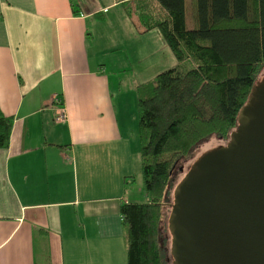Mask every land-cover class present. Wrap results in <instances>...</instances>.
Instances as JSON below:
<instances>
[{
  "label": "crops",
  "instance_id": "0c3cea01",
  "mask_svg": "<svg viewBox=\"0 0 264 264\" xmlns=\"http://www.w3.org/2000/svg\"><path fill=\"white\" fill-rule=\"evenodd\" d=\"M121 6L0 0V109L14 119L0 149V264H127L120 208L141 203L129 190L142 165L138 90L156 76L143 79L145 49L111 62L91 42L104 30L110 54L134 35L129 17L102 24Z\"/></svg>",
  "mask_w": 264,
  "mask_h": 264
},
{
  "label": "trees",
  "instance_id": "16d2710c",
  "mask_svg": "<svg viewBox=\"0 0 264 264\" xmlns=\"http://www.w3.org/2000/svg\"><path fill=\"white\" fill-rule=\"evenodd\" d=\"M188 1L118 0L141 33L159 32L177 60L138 90L147 202L120 208L127 264H168L161 223L174 171L198 144L227 139L238 127L264 70V0H190L194 29L186 23ZM13 124L0 109V149L9 147Z\"/></svg>",
  "mask_w": 264,
  "mask_h": 264
},
{
  "label": "water",
  "instance_id": "95a60500",
  "mask_svg": "<svg viewBox=\"0 0 264 264\" xmlns=\"http://www.w3.org/2000/svg\"><path fill=\"white\" fill-rule=\"evenodd\" d=\"M238 129L176 189L175 264H264V82L254 86Z\"/></svg>",
  "mask_w": 264,
  "mask_h": 264
},
{
  "label": "rangeland",
  "instance_id": "374dc122",
  "mask_svg": "<svg viewBox=\"0 0 264 264\" xmlns=\"http://www.w3.org/2000/svg\"><path fill=\"white\" fill-rule=\"evenodd\" d=\"M102 1L105 2L107 0H102ZM118 17H124L125 20L128 22L129 26L131 25L129 18H127L128 17L127 9L121 6L114 9L110 15L105 17L106 19L103 18L102 20L103 26H107V24H109L111 21L117 25L120 22ZM133 21L135 24L134 35L129 37L128 41L124 43L123 46H120L118 51H116L115 53L109 54V52H106L110 48L111 42L113 43L115 39L108 38L109 34H106L104 30L100 33L103 34V36H105L106 38H92L91 42L95 47H97V49H100L103 52L104 56L105 55L109 56L108 58H110L109 61L111 62H113V58L115 59L118 56H126L127 51L130 54L136 53L137 56L140 50L145 49L144 51L145 56L147 55V53H149L148 64L152 66V70L150 74L148 76H145V78L143 79L151 80L159 73L173 67L177 63V60L174 57L168 45L165 43L162 36L157 31L154 30V32L151 31L144 35H140L138 34L137 31L138 29L137 22H135V20ZM186 23L189 29H194L197 27L194 5L190 0L187 2V6H186ZM112 32L121 34L122 30L116 28V29H112ZM139 38H147V40L145 41L144 48L138 45L139 42L141 41L139 40ZM120 43L121 42L118 43V46L120 45ZM134 63L136 66L133 67L134 70H132V73H135L140 77L139 75L140 71L147 65V62L146 60L143 59V61L135 60ZM138 63H142V65H139ZM188 67L191 68L192 64H190V66ZM263 80H264V70L259 75L258 82L263 83L264 82ZM238 130H239L238 127L233 129L227 139H222L215 135L211 136L206 141L198 144L187 160H181L180 163L177 165V168L173 174V184L170 189V195L163 210L164 217L161 223V231H162L161 242L167 256L168 264H175L176 262L175 255L173 253L174 237L171 230V218L174 211V205L176 204V198L174 196V192L176 188L186 178L187 174L191 171L193 165L199 160V158L203 154H205L206 152L212 149L218 148L219 146H227L230 142L233 141V135L234 133L237 134ZM130 181L131 182H130L129 190L134 194V196H136L137 199L136 201H140L141 203L147 202V199L145 197L146 192L144 188L142 165L140 170L136 173V175L133 178L130 179ZM141 191L142 193L140 194Z\"/></svg>",
  "mask_w": 264,
  "mask_h": 264
},
{
  "label": "built area",
  "instance_id": "2783aa9c",
  "mask_svg": "<svg viewBox=\"0 0 264 264\" xmlns=\"http://www.w3.org/2000/svg\"><path fill=\"white\" fill-rule=\"evenodd\" d=\"M56 102L58 105H60V103H62V101L60 99H56ZM59 121H62L65 119V113L64 111H62L59 115V117L57 118Z\"/></svg>",
  "mask_w": 264,
  "mask_h": 264
}]
</instances>
